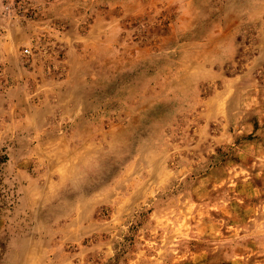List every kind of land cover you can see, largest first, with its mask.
Masks as SVG:
<instances>
[{"label":"rangeland","instance_id":"374dc122","mask_svg":"<svg viewBox=\"0 0 264 264\" xmlns=\"http://www.w3.org/2000/svg\"><path fill=\"white\" fill-rule=\"evenodd\" d=\"M4 3L0 264H264V0Z\"/></svg>","mask_w":264,"mask_h":264},{"label":"built area","instance_id":"2783aa9c","mask_svg":"<svg viewBox=\"0 0 264 264\" xmlns=\"http://www.w3.org/2000/svg\"><path fill=\"white\" fill-rule=\"evenodd\" d=\"M22 0H5L4 3V11L7 15H13L16 14L17 16L20 15V4ZM23 54H29V50L25 49L23 51Z\"/></svg>","mask_w":264,"mask_h":264},{"label":"trees","instance_id":"16d2710c","mask_svg":"<svg viewBox=\"0 0 264 264\" xmlns=\"http://www.w3.org/2000/svg\"><path fill=\"white\" fill-rule=\"evenodd\" d=\"M124 246L123 247H121V249L119 250V252H118V254H117V257L115 258V260L117 261V258L120 256L119 254L120 253H123V251H124Z\"/></svg>","mask_w":264,"mask_h":264}]
</instances>
